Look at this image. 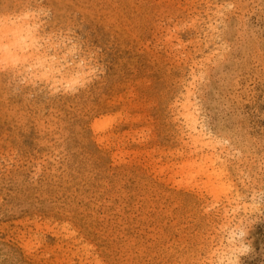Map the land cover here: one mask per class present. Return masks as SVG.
<instances>
[{"label": "rangeland", "instance_id": "1", "mask_svg": "<svg viewBox=\"0 0 264 264\" xmlns=\"http://www.w3.org/2000/svg\"><path fill=\"white\" fill-rule=\"evenodd\" d=\"M7 25L0 264H219L231 238L264 264V0H0ZM206 153L218 191L184 176Z\"/></svg>", "mask_w": 264, "mask_h": 264}, {"label": "bare ground", "instance_id": "2", "mask_svg": "<svg viewBox=\"0 0 264 264\" xmlns=\"http://www.w3.org/2000/svg\"><path fill=\"white\" fill-rule=\"evenodd\" d=\"M27 39L28 38H26L25 35L22 32V26L19 27V28H15L13 25H7V26H5L3 28H0V42H3L5 40H7V41H13L16 46H22L27 41ZM39 52L35 50L34 53H33V55H38ZM25 55H28V53L25 52ZM40 55H41V53H40ZM40 55L38 56V58L41 57ZM0 59L3 60L2 58H0ZM182 96H184V97H183V100L181 101V104H180V109H179L180 110L179 111L180 114L179 115H181L183 117V119H184L185 126H186V128L188 130V137L190 138V141L189 142L192 143L196 147H202V148L203 147H212V144H213V141L214 140L212 139V137L207 136L206 135V132H204L203 129L200 128L201 125L199 124V115H198L199 112L197 110L198 109V106L196 104V101H194V99H193L191 87H188L187 88V92L185 93V95H182ZM114 119H115V117H114ZM106 125H104V126H106ZM96 126H97V124H96ZM96 126H94V127H96ZM99 130H101V129H99ZM116 154L117 153H115L114 155H116ZM216 156L217 155L216 154L214 155V153H206V154H203L198 160L195 159L193 161H190V160L188 161L186 159L187 162L185 163V166L189 165V166H187V170L189 169V167L191 168V167H194V165H196V166L199 167V169H197L195 167H194V169H197L198 172H200V173L202 172V174L205 173L209 177H213L212 175H214V177H215V180L214 181H215L216 184L211 179L212 185H213V183L215 184V185H213V188H215L214 190H216L219 187L220 188L221 187L223 188V187L226 186L225 185V182L222 180V177H221L222 174H223V169H221L220 166L219 167L216 166L215 161L218 158ZM207 162H210L211 163L210 165H212L211 166L212 167V170L208 168L209 163H207ZM204 163H207L208 166L207 165L205 166ZM182 166H181L180 169L185 168L184 163H183ZM222 167H223V164H222ZM185 170H186V168H185ZM190 170L191 169H189V171ZM187 172L188 171H186V173ZM195 172H197V171L195 170ZM191 174L192 173L190 171V174L188 173V174H185L184 176L189 175V178L190 177H193L194 174L193 175H191ZM208 179H210V178H208ZM210 190H211V188H210ZM218 190L219 189H217L216 191H218ZM233 239L234 238H231V240L228 241V244L226 245L227 247L225 248V251L220 256V258H218L220 260V263L219 264H229L228 262H230L229 260H231V254L234 253L237 250V245L233 241ZM30 244H32V242H30Z\"/></svg>", "mask_w": 264, "mask_h": 264}]
</instances>
